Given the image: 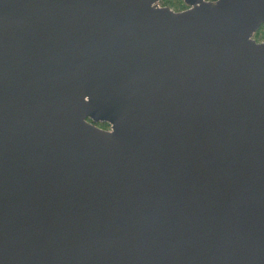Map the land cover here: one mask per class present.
<instances>
[{"label":"water","instance_id":"95a60500","mask_svg":"<svg viewBox=\"0 0 264 264\" xmlns=\"http://www.w3.org/2000/svg\"><path fill=\"white\" fill-rule=\"evenodd\" d=\"M162 1L0 0V264H264V0Z\"/></svg>","mask_w":264,"mask_h":264},{"label":"trees","instance_id":"16d2710c","mask_svg":"<svg viewBox=\"0 0 264 264\" xmlns=\"http://www.w3.org/2000/svg\"><path fill=\"white\" fill-rule=\"evenodd\" d=\"M169 2H170V4H169ZM160 4L162 6H168V7L172 8V9L176 7L177 11H183L184 9L187 8V6L185 5L183 0H177L176 2H173L172 0H164V1L160 2ZM260 35H261V31L259 29L258 32L255 34V38L260 36ZM260 37L263 38V35H261ZM96 125L98 127H100V128H103V129H108L110 127V125L108 123H99V124H96Z\"/></svg>","mask_w":264,"mask_h":264},{"label":"rangeland","instance_id":"374dc122","mask_svg":"<svg viewBox=\"0 0 264 264\" xmlns=\"http://www.w3.org/2000/svg\"><path fill=\"white\" fill-rule=\"evenodd\" d=\"M173 2H176L177 0H172ZM169 4H170V2H169ZM173 10H175V11H177V8L175 7V8H173ZM260 31H261V35H263V38H261L260 36H258V37H256L255 38V36H254V39L256 40V41H261V40H263L264 39V25L262 26V28H260Z\"/></svg>","mask_w":264,"mask_h":264},{"label":"flooded vegetation","instance_id":"af4514ba","mask_svg":"<svg viewBox=\"0 0 264 264\" xmlns=\"http://www.w3.org/2000/svg\"><path fill=\"white\" fill-rule=\"evenodd\" d=\"M209 1H215V0H209ZM186 9H188V7L186 8ZM186 9H184V10H186ZM264 40H262V41H257V42H263Z\"/></svg>","mask_w":264,"mask_h":264}]
</instances>
